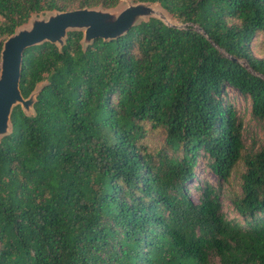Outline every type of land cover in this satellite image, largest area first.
<instances>
[{
	"label": "trees",
	"instance_id": "1",
	"mask_svg": "<svg viewBox=\"0 0 264 264\" xmlns=\"http://www.w3.org/2000/svg\"><path fill=\"white\" fill-rule=\"evenodd\" d=\"M122 1L0 0V62L33 17ZM127 1L185 27L149 18L87 48L69 31L62 50L24 53L23 96L42 92L1 139L0 264H264V142L247 148L226 97L251 100L264 130V0ZM200 159L217 184L195 182Z\"/></svg>",
	"mask_w": 264,
	"mask_h": 264
},
{
	"label": "water",
	"instance_id": "2",
	"mask_svg": "<svg viewBox=\"0 0 264 264\" xmlns=\"http://www.w3.org/2000/svg\"><path fill=\"white\" fill-rule=\"evenodd\" d=\"M125 2V7L111 10L84 8L35 16L29 25L17 30L4 42L0 64V145L1 139L12 133L14 108L21 106L27 115H31L42 92V87H38L26 99L21 91L24 53L27 49L49 42L62 50L69 31H83V45L87 48L96 39H118L149 18L177 26L169 22L170 15L157 4Z\"/></svg>",
	"mask_w": 264,
	"mask_h": 264
},
{
	"label": "rangeland",
	"instance_id": "3",
	"mask_svg": "<svg viewBox=\"0 0 264 264\" xmlns=\"http://www.w3.org/2000/svg\"><path fill=\"white\" fill-rule=\"evenodd\" d=\"M125 6H126V2L125 0H123L120 7H125ZM169 17H170V21H169L170 23H173L181 28L185 27L184 24L176 21L171 16ZM253 54L257 58H260V59L264 57L260 54L258 48L253 49ZM242 63L246 67L249 68L248 64L245 61H242ZM227 96H228V99L236 107L241 118L245 122L244 140H245L247 148L248 149H251L254 147L258 148L264 142V130H263L262 124L256 121L252 117L251 100L246 99L242 94H240V92H238L237 90L233 88L227 89L226 97ZM147 142L149 144V147L153 149L157 146V137L154 134H150L147 138ZM206 164L207 163H205L204 159H200L198 161V164L196 167L197 179H195V182L197 183L198 180H208L210 182H214L215 184H217L218 183L217 178L210 171V169L207 167ZM240 192H241L240 176L237 174H234L231 181L224 184V193H223L224 210L226 214L228 215V217L230 218L239 217V214L237 213L234 207L233 201H234V196H236V194H239ZM194 199L198 200V194L194 193Z\"/></svg>",
	"mask_w": 264,
	"mask_h": 264
}]
</instances>
